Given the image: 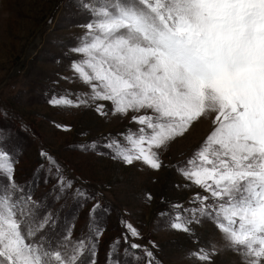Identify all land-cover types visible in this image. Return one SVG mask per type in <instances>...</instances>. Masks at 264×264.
Wrapping results in <instances>:
<instances>
[{
    "label": "snow or ice",
    "instance_id": "6c2138e0",
    "mask_svg": "<svg viewBox=\"0 0 264 264\" xmlns=\"http://www.w3.org/2000/svg\"><path fill=\"white\" fill-rule=\"evenodd\" d=\"M79 6L89 19L69 49L70 69L89 91L75 100L53 96L49 104L94 105L98 115L130 120L135 130L105 147L112 159L152 171L166 166L162 154L173 143L207 124V134L175 165L183 186L198 190L188 207L176 203L174 214L160 215L189 236L207 224L240 264H264V0H82ZM40 156L57 173L59 190L71 189L55 158L43 149ZM18 163L0 138V264H96L103 230L97 224L76 240L71 228L49 234L54 215L38 216L29 186L16 181ZM100 207L97 201L90 214ZM120 223L125 253L139 251L144 264H161L158 245L137 243L139 230ZM193 243L198 247L189 256L197 264H215L220 249L212 240Z\"/></svg>",
    "mask_w": 264,
    "mask_h": 264
},
{
    "label": "rangeland",
    "instance_id": "374dc122",
    "mask_svg": "<svg viewBox=\"0 0 264 264\" xmlns=\"http://www.w3.org/2000/svg\"><path fill=\"white\" fill-rule=\"evenodd\" d=\"M82 0H0V138L7 141L19 163L16 181L28 185L39 202L38 216L54 215L56 224L48 229L56 237L72 229V239L89 235L92 228L103 230L97 242L96 264H144L142 252L125 253L124 228L131 222L141 233L137 243L158 247L154 254L161 264H197L189 256L197 237L199 246L209 240L220 249L215 264H240V258L224 249L213 230L205 224L195 236L167 227L165 212L172 206H189L195 187H184L175 169L177 161L190 154L207 134L208 125H197L162 154L165 167L152 171L141 164L124 165L111 158L105 144L136 125L119 116H101L91 107L52 106L53 96L75 100L89 91L74 77L69 49L81 36V25L88 22ZM92 4L96 0H91ZM106 104L105 111H109ZM56 125L68 126L67 130ZM95 142V147L90 145ZM43 149L55 158L60 172L70 179L72 188L60 191L57 173L49 172L40 156ZM43 166V167H41ZM47 180V182H45ZM36 181L35 185L32 184ZM79 189L84 196H79ZM151 193L152 199H146ZM99 201L101 207L90 214ZM117 238H120L119 242ZM137 257L139 259H137Z\"/></svg>",
    "mask_w": 264,
    "mask_h": 264
}]
</instances>
